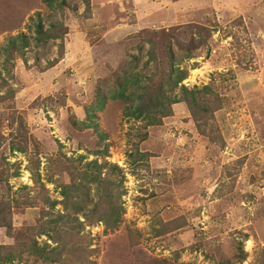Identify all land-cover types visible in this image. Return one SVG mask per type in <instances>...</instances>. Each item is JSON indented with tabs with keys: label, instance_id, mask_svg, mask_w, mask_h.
Listing matches in <instances>:
<instances>
[{
	"label": "rangeland",
	"instance_id": "rangeland-1",
	"mask_svg": "<svg viewBox=\"0 0 264 264\" xmlns=\"http://www.w3.org/2000/svg\"><path fill=\"white\" fill-rule=\"evenodd\" d=\"M0 204V264H264V0H0Z\"/></svg>",
	"mask_w": 264,
	"mask_h": 264
},
{
	"label": "trees",
	"instance_id": "trees-1",
	"mask_svg": "<svg viewBox=\"0 0 264 264\" xmlns=\"http://www.w3.org/2000/svg\"><path fill=\"white\" fill-rule=\"evenodd\" d=\"M38 32H39V28H38ZM40 33V32H39ZM51 36V35H50ZM52 37V36H51ZM20 38V37H19ZM19 38H18V36H16L15 38H12L11 39V41H12V43H14L15 44V46H17V42H18V40H19ZM56 38H59V36H56ZM26 42H27V38L26 37H22V39L20 40V43H21V45L20 46H22L23 48H24V50H25V45H26ZM172 56H173V54H172ZM174 66H173V69H171L170 70V76H169V79H171L172 80V82H173V84H174V86H177L178 85V83L181 81V78H182V74L180 73V72H177L176 73V75L174 76L173 75V72H174ZM129 79H127V77L123 80L124 82H126V81H128ZM136 81H138V79H136ZM127 85V84H126ZM128 86V85H127ZM124 87H126L125 85L124 86H122V90L121 91H119V94L123 97L124 96ZM173 87V86H172ZM182 88H184V92H185V94H188L189 93V90L187 89V87H184V86H182ZM194 93H195V91H192V95H194ZM165 92L164 91H162V88L160 89V91H159V94H158V101H159V105L160 106H162L163 105V103L165 102L164 101V99H165ZM156 97V98H157ZM176 99L177 98H173L171 101L172 102H175L176 101ZM193 99H196L195 97H193ZM101 105L99 104V107H100ZM130 109H131V107H129ZM130 111V110H129ZM145 111V113H144V115H146V117H147V115L148 114H151V112L150 111H147V110H145V108H143L142 109V107L141 106H136V107H134L133 108V110H131L130 111V113L131 114H133L134 116H138V115H140L142 112H144ZM153 120V119H152ZM95 163V168H97V170H99V165L97 164V160H95L94 161ZM84 177L85 178H88V176H85L84 175ZM117 181H118V179H116ZM105 181V180H104ZM100 183H102V181L100 182ZM65 194H67V192H66V190H64L63 191ZM110 193H108V195H109ZM109 196H111V195H109ZM0 206H2L1 204H0ZM101 221H103V220H105L106 222H108L109 220H107V219H104V218H101L100 219Z\"/></svg>",
	"mask_w": 264,
	"mask_h": 264
}]
</instances>
